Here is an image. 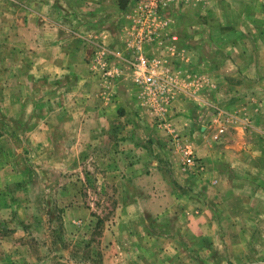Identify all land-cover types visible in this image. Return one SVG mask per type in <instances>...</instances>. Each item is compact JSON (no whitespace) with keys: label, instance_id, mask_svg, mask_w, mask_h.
<instances>
[{"label":"rangeland","instance_id":"obj_1","mask_svg":"<svg viewBox=\"0 0 264 264\" xmlns=\"http://www.w3.org/2000/svg\"><path fill=\"white\" fill-rule=\"evenodd\" d=\"M114 1L123 36L115 45L105 39L96 49L86 44L85 73L69 67L67 76L46 75L45 60L30 57L32 51L0 56V264H207L210 259L232 264L230 246L238 237L242 240L235 233L213 237L210 245L216 250L199 244L204 237L190 243L192 237L185 235L182 249L160 253L157 246L141 243L140 235L125 237V224L119 232L118 223L132 191L126 170L139 160L146 165L140 177L148 178L143 190L158 186L160 168L171 179L164 191L158 190L170 201L148 204L155 214L167 213L158 219L163 227L152 225L150 232L166 241L178 238L185 229L178 206L191 199L179 195L192 196L195 186L204 188L194 185L206 171L192 134L204 124L209 141L218 146L228 135L264 132L254 89L260 79L254 70L264 65L257 51L262 44L254 39L264 36V19H258L264 0ZM131 2L132 7L126 6ZM90 11L83 13L86 19H92ZM70 14L75 25V14ZM193 50L198 62L206 61L222 77L190 74ZM77 100L82 107L77 108ZM190 102L200 105L198 116L205 123L189 125ZM66 105L69 115L83 111L89 122L67 127L62 122ZM260 111L264 115L263 106ZM96 115L104 120L114 116L117 122L97 125ZM84 126L86 135L78 138ZM180 128L190 133L183 135ZM263 144L264 136L255 143L251 164L262 180ZM160 146L169 151L167 157ZM187 150L200 167H185ZM244 165L240 160L237 167L243 170ZM189 185L188 192L180 191ZM250 237L245 241L264 244V235ZM194 244L200 251L190 249ZM244 254L248 262L258 260L252 250Z\"/></svg>","mask_w":264,"mask_h":264},{"label":"crops","instance_id":"obj_2","mask_svg":"<svg viewBox=\"0 0 264 264\" xmlns=\"http://www.w3.org/2000/svg\"><path fill=\"white\" fill-rule=\"evenodd\" d=\"M89 4L92 5L91 8H88ZM133 4L131 2L128 5L126 4V6L130 8ZM260 7L258 19H264V5ZM89 9L91 10L90 12L94 11L92 19H86L83 15ZM118 10L120 11V8L114 0H27L25 4L14 0V4L9 5L7 3V6L5 5V0H0V56L5 51L12 52L15 57L21 52L25 53L28 51L30 53L32 51L30 57L45 60L46 75L60 73L63 76H67L68 73L75 69L85 73L87 72V63L85 61V58H87L85 57L86 44L92 43L94 45L90 47L96 49L95 46L100 42H104L105 39L107 43L115 45L118 44L117 38L123 36L121 35V26L117 24ZM103 11H108V13L100 14ZM69 13H71V17H74L75 14V25L74 21L70 19ZM6 17L12 19V21ZM70 21L73 23L70 24ZM262 24L261 22L259 27H262ZM255 38L258 44H262V46H258L257 51L258 55H260L259 57L261 58L262 55L263 58L264 36L260 35ZM117 48L115 47V49ZM196 54L198 53L193 50L191 55H188V59L194 57V64L188 70L190 74L221 76L222 72L214 71L210 66H206V61L205 64L204 61L198 62L200 58ZM255 73L260 77L259 81L255 83L256 88L254 89L257 91L255 95L259 108V123L262 124L264 123V115H262L260 110L262 106L264 107V80L261 77L264 76V65L259 66L258 71L257 69L254 70ZM76 105L78 106L77 108L82 107L79 105V101ZM69 106L66 105L62 109V111L66 110V118L62 122L67 124V127L89 122V117L84 116L83 111H80L79 115H69ZM199 106L197 102H190L189 110L192 115H189L193 116V119H188V121L191 126H199L200 122H206L202 121L201 117L198 116L202 110ZM187 112L189 113V111ZM182 113H185V111H181ZM96 118L95 123L97 125L99 123L115 124L117 122L114 116H106V119H109L108 122L98 115H96ZM53 123L54 119L52 118L50 120L51 126ZM201 127V131L192 134L194 140L192 146L196 149L197 154L203 157L206 171L200 180L194 181V185L199 182L200 186L204 188L199 186L194 188L193 185L194 192L197 194L192 196L179 195L181 198H191L190 201H181L178 206L180 208V217L178 219L185 227L183 232L181 231L178 238L172 239V241H166L163 236L159 237V235H153L150 232L152 231V225L163 227V224L158 219H164L167 213L155 214L148 207V204L150 202L160 204L170 201L168 195L163 194L162 196L158 190L162 189L164 191L166 185H168L167 180L171 182V179L165 169L160 168L156 174L158 186L143 190L144 181H148V178L146 175L140 177L141 172L146 169V165L139 160L130 164L126 170L129 173L126 180L132 191H130L126 205L120 214L122 217L119 219L118 230L120 232L125 224V237L135 238L140 235L141 243H145L148 247L157 246L156 249L160 253L171 251L172 249H182L183 246L180 240H183L181 237L185 235L192 237L190 243H195L197 240L200 241L204 237L203 241H201L202 243L200 242L199 244H204V248L211 251L215 247V244L212 245V248L210 245L214 242L213 237L218 234L223 235V233H235L240 235L242 240L239 241L238 237V240L232 242L230 246V249L234 252L230 258L232 264H264V244L257 239L254 240L255 243L253 244L244 239L246 235L248 237L259 235V238L264 235V178L262 180L259 173L255 175L256 171L251 165L253 164L255 143L264 136V132L259 129H253L246 133L245 131L239 132L234 136L228 135L225 138L227 139L226 142L217 146L209 141V131L203 130V127L206 126L203 124ZM249 127L253 128V125H249ZM86 128L84 126L79 129L76 136L78 138L84 137ZM181 131L183 135L190 133L182 129ZM163 138L164 141L162 143H165L166 138ZM241 142H243L242 145H240ZM169 147H172L171 143L168 145V150ZM158 149L165 157L169 155V151L161 146ZM136 152L139 153L137 150ZM259 153H261L259 158L264 167V144L259 147ZM240 160L245 163L244 166L246 168L243 170L237 167ZM141 180L140 190H136L137 184ZM180 188L181 192L186 193L188 192L187 188H192V186ZM195 197L203 201H192ZM155 219L156 221H154ZM236 225L239 226L233 227ZM138 227H140V232H138ZM144 236L145 239H143ZM207 238L210 243L205 242ZM165 244H167L166 247L164 246ZM196 245H192L190 249H198L200 251V247ZM207 245L210 246L207 247ZM214 249L216 250L217 248L215 247ZM248 250H252L258 256V260L253 262L245 260L244 252ZM207 264H213L211 259Z\"/></svg>","mask_w":264,"mask_h":264},{"label":"built area","instance_id":"obj_3","mask_svg":"<svg viewBox=\"0 0 264 264\" xmlns=\"http://www.w3.org/2000/svg\"><path fill=\"white\" fill-rule=\"evenodd\" d=\"M152 2H156V0H152ZM185 155L186 157L184 164L186 168L191 169L195 167H200V165H198V163L196 162V158L191 150H187Z\"/></svg>","mask_w":264,"mask_h":264}]
</instances>
